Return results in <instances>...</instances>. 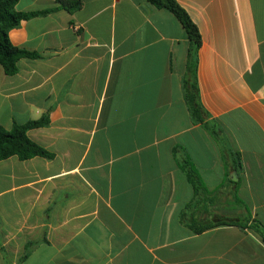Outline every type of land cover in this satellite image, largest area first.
I'll list each match as a JSON object with an SVG mask.
<instances>
[{
  "label": "crops",
  "instance_id": "1",
  "mask_svg": "<svg viewBox=\"0 0 264 264\" xmlns=\"http://www.w3.org/2000/svg\"><path fill=\"white\" fill-rule=\"evenodd\" d=\"M176 1L202 37L197 78L216 135L186 102L184 27L148 0H82L73 14L9 33L42 59L21 60L13 77L0 66V127L49 115L29 137L55 155L0 163V238L12 264H264L252 230L189 227L246 213L264 224V0Z\"/></svg>",
  "mask_w": 264,
  "mask_h": 264
},
{
  "label": "trees",
  "instance_id": "2",
  "mask_svg": "<svg viewBox=\"0 0 264 264\" xmlns=\"http://www.w3.org/2000/svg\"><path fill=\"white\" fill-rule=\"evenodd\" d=\"M58 8L46 10L42 12H18L16 5L19 0H0V66L3 68L5 75L9 77L16 76L19 73L18 63L23 59L39 60L42 56L36 52H30L21 49L12 44L9 33L20 27L24 21H29L36 17H44L50 15L59 9H64L73 14L82 9V0H56ZM154 7L159 10H167L171 12L184 27L189 40L190 47L188 53L187 73L184 79V94L192 119L203 126L207 131H212L216 135L217 125L214 122H206L207 113L200 99V90L197 78L198 53L202 45V37L198 27L192 21L188 13L178 4L176 0H148ZM51 124L49 115H45L38 120H31L24 124L14 122L11 130H5L0 127V163L12 157H17L20 161H28L34 158H44L53 160L55 155L39 144L35 143L30 137L29 132L36 129L47 128ZM183 169L186 171L188 179L192 186L197 190H201L202 183L197 172L189 165L185 164ZM241 203V202H239ZM248 212V211H247ZM249 213V212H248ZM238 226L243 230H252L262 238L264 243V224L251 216L245 215L244 219L239 221L220 220L205 223L202 225L196 222L190 223L189 227L195 233L201 234L210 229L220 226ZM46 229L44 231L45 241ZM26 250L28 248L26 247ZM0 251L3 254L5 264H12L2 245L0 238ZM26 254L20 260V263L28 259Z\"/></svg>",
  "mask_w": 264,
  "mask_h": 264
},
{
  "label": "water",
  "instance_id": "3",
  "mask_svg": "<svg viewBox=\"0 0 264 264\" xmlns=\"http://www.w3.org/2000/svg\"><path fill=\"white\" fill-rule=\"evenodd\" d=\"M235 175H236V174H235ZM230 178H231L232 181H236V176H234V174L231 175Z\"/></svg>",
  "mask_w": 264,
  "mask_h": 264
},
{
  "label": "built area",
  "instance_id": "4",
  "mask_svg": "<svg viewBox=\"0 0 264 264\" xmlns=\"http://www.w3.org/2000/svg\"><path fill=\"white\" fill-rule=\"evenodd\" d=\"M76 31L78 30V28L75 29Z\"/></svg>",
  "mask_w": 264,
  "mask_h": 264
}]
</instances>
